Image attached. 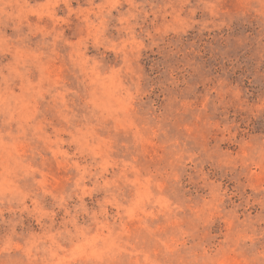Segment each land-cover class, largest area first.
Returning <instances> with one entry per match:
<instances>
[{"label": "rangeland", "instance_id": "1", "mask_svg": "<svg viewBox=\"0 0 264 264\" xmlns=\"http://www.w3.org/2000/svg\"><path fill=\"white\" fill-rule=\"evenodd\" d=\"M0 264H264V0H0Z\"/></svg>", "mask_w": 264, "mask_h": 264}]
</instances>
